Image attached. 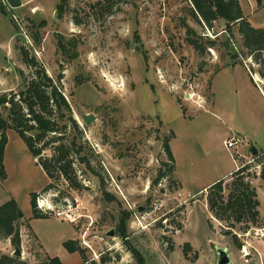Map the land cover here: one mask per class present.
Masks as SVG:
<instances>
[{
    "label": "rangeland",
    "instance_id": "374dc122",
    "mask_svg": "<svg viewBox=\"0 0 264 264\" xmlns=\"http://www.w3.org/2000/svg\"><path fill=\"white\" fill-rule=\"evenodd\" d=\"M240 1L245 18L263 26L264 5ZM21 3L0 0V94L30 75L19 52L24 46L68 101L105 185L78 166L85 188L54 180L43 191L45 172L8 130L0 204L14 198L23 213L18 258L39 264L57 256L80 264L81 255L63 247L73 239L98 264H216L215 247L228 249L229 264H264V163L245 149L238 156L242 145L224 146L240 136L243 147L264 148V70L247 55L238 25L229 30L218 19L208 28L191 16L187 0H112L111 13L104 0ZM187 28L198 51L187 42ZM84 114L95 118L85 124ZM166 138L174 162L163 150ZM233 160L249 165L243 174L259 200L260 218L248 230L227 228L208 210L207 190L199 191ZM32 192L36 199L56 194L71 220L33 218ZM185 243L191 245L187 257ZM13 251L0 238V255Z\"/></svg>",
    "mask_w": 264,
    "mask_h": 264
},
{
    "label": "trees",
    "instance_id": "16d2710c",
    "mask_svg": "<svg viewBox=\"0 0 264 264\" xmlns=\"http://www.w3.org/2000/svg\"><path fill=\"white\" fill-rule=\"evenodd\" d=\"M65 1L61 0V4ZM187 1L191 4V16L208 28H212L213 23L218 19L224 20L229 30L230 26L237 24L238 31L242 36V46L247 55L254 57L264 70L262 57L264 25L254 27L245 18L239 0ZM255 1L257 5H264L262 0ZM104 2L107 12L111 13L112 0H104ZM60 9H62L61 6H59ZM1 12L4 11L1 10ZM77 22L79 21L77 20ZM44 24L45 21H42L41 25ZM186 31L189 35L187 42L198 51L197 41L190 37L194 31L190 28H187ZM34 41L39 44L40 40L34 37ZM58 45L63 47L60 43ZM19 52L25 65L30 68V75L23 77L21 86L16 90L0 94V181L6 178L3 159L7 144V131L12 129L45 172L49 182L42 189L43 191L51 189L54 180H63L73 189L85 188L78 179L77 170L80 169V166L97 176L101 185H105L104 178L98 171H95L94 165H92L96 155L84 139L83 131L74 119L70 105L61 89L35 58L29 56L24 46L19 47ZM261 74L264 76V71H261ZM168 142V138L163 141V150L167 158L174 162ZM46 150L50 151V155L43 154ZM252 157L257 163H264V150ZM248 168L249 165L242 164L231 175L215 181L206 188L208 210L216 219L226 223L229 229L238 224L240 229L248 230L260 218L257 192L246 180V175L243 174ZM173 169L174 163L168 167L169 171ZM260 175L264 177V166H262ZM37 195L36 192L30 194L32 217L46 218L45 214L36 208ZM103 195H106L108 199L113 198L107 192H104ZM22 217L23 213L14 198L0 204V238L8 239L12 246H20L18 221ZM234 243L238 248L240 247L236 238H234ZM63 247L69 253L78 252L82 258L80 264H98L94 260L87 259L84 249L76 240L67 239L63 242ZM189 250H191V245L185 243L183 246L185 257ZM100 261L105 262V258L101 257ZM0 264L29 263L16 256L2 254L0 255ZM39 264L63 263L57 256H48Z\"/></svg>",
    "mask_w": 264,
    "mask_h": 264
},
{
    "label": "built area",
    "instance_id": "2783aa9c",
    "mask_svg": "<svg viewBox=\"0 0 264 264\" xmlns=\"http://www.w3.org/2000/svg\"><path fill=\"white\" fill-rule=\"evenodd\" d=\"M244 142L245 139L243 137L232 136L229 139L224 140V146L229 150L235 146L243 145ZM248 151L250 152V146H248ZM239 167L240 166L237 165V168ZM49 194H50L49 199L43 198L41 196L36 199V208L44 214L54 215L55 217L64 218V219L66 218L68 220H71V210L68 207H64L63 205H60L59 204L60 202L59 203L55 202L56 194L54 193H49Z\"/></svg>",
    "mask_w": 264,
    "mask_h": 264
},
{
    "label": "water",
    "instance_id": "95a60500",
    "mask_svg": "<svg viewBox=\"0 0 264 264\" xmlns=\"http://www.w3.org/2000/svg\"><path fill=\"white\" fill-rule=\"evenodd\" d=\"M7 3L11 7H19L21 6V0H7ZM94 115L93 114H84L82 116V119L85 124H89L94 120ZM60 138V136H59ZM250 153L251 155L255 156L258 154L257 149L252 145L250 147ZM111 235V233H110ZM215 252H216V264H229L231 259H230V254L229 251L226 247H215ZM13 255L16 257L21 256V251L18 246H14V251Z\"/></svg>",
    "mask_w": 264,
    "mask_h": 264
},
{
    "label": "crops",
    "instance_id": "0c3cea01",
    "mask_svg": "<svg viewBox=\"0 0 264 264\" xmlns=\"http://www.w3.org/2000/svg\"><path fill=\"white\" fill-rule=\"evenodd\" d=\"M239 2H240V5H241V8H242V10H243V7H242V4H241V1L239 0ZM243 13H244V10H243ZM245 14V13H244ZM236 66V64H233V65H230V66H226V67H231V68H233V67H235ZM170 145V144H169ZM244 145H242L241 147H240V149H239V151H238V153L239 154H237L238 156L240 155H243V151H244V149L245 150H248V147H243ZM250 147L252 146L251 144L249 145ZM255 147V146H254ZM256 148V147H255ZM170 149H171V147H170ZM257 149V151L259 152V150H261V151H263L264 150V148H256ZM171 152H172V149H171ZM172 155H173V153H172ZM232 158V157H231ZM233 159V158H232ZM235 160H233L232 161V164L233 165H229V166H227L226 168H224L223 170H221V171H219L217 174H215V176L212 178V180L210 181V182H208V183H206V184H204L200 189H199V191H203V190H206V188L210 185V184H212V183H214L215 181H217V180H219V179H222V178H226V177H228L229 175H231V173L237 168V165L235 164V162H234ZM178 180V179H177ZM179 181V180H178ZM180 183V182H179ZM181 184V183H180ZM199 191H197V192H199ZM196 192V193H197ZM194 194V193H193Z\"/></svg>",
    "mask_w": 264,
    "mask_h": 264
}]
</instances>
